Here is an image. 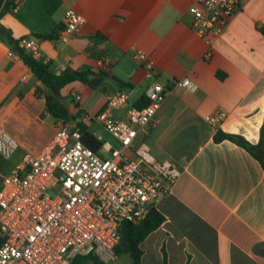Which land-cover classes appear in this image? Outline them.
<instances>
[{
  "label": "crops",
  "instance_id": "0c3cea01",
  "mask_svg": "<svg viewBox=\"0 0 264 264\" xmlns=\"http://www.w3.org/2000/svg\"><path fill=\"white\" fill-rule=\"evenodd\" d=\"M193 1L0 0V24L17 40L37 38L38 58L54 73L94 71L86 82L74 80L61 88L69 111L76 114L79 109V117H95L105 108L107 96L118 91L127 95L125 106H137L154 81L193 80L195 91L173 88L166 94L144 137H153L161 147L179 146L175 157L160 159L174 161L181 173L171 193L156 205L165 220L141 244L142 262L264 264V168L234 142L213 140L217 128L252 144L259 140L264 119V0L240 1L208 61L202 56L203 41L191 29ZM69 8L80 13L84 23L63 42L59 34ZM96 34L104 40L93 43ZM9 50L0 39V130L15 139L23 156L34 155L51 140L57 118L47 112L44 96L35 93L41 82L18 54L8 55ZM137 50L152 62L155 76L135 59ZM104 54L111 58L108 69L101 65ZM118 81L124 84L115 89L113 82ZM73 92L81 96L75 104ZM217 109L226 112L224 119L207 123L205 117ZM121 110L123 116V109L111 115ZM166 137L169 141L163 143Z\"/></svg>",
  "mask_w": 264,
  "mask_h": 264
},
{
  "label": "built area",
  "instance_id": "2783aa9c",
  "mask_svg": "<svg viewBox=\"0 0 264 264\" xmlns=\"http://www.w3.org/2000/svg\"><path fill=\"white\" fill-rule=\"evenodd\" d=\"M241 0H194L189 11L191 29L203 41V59L210 60ZM84 23V17L67 9L59 39L66 42ZM19 46L38 58L35 37L22 38ZM17 53L8 51V55ZM150 76L156 69L137 50ZM103 68L111 58L104 54ZM173 88L188 92L197 84L188 77L169 84L154 81L146 88L147 103L126 106L123 117L111 111L126 105L127 95L107 96L105 108L95 117L81 114L78 121L100 123L118 142L101 141L94 150L83 143L76 122L56 120L51 140L37 154H25L20 164L0 183V264H74L77 256H91L102 263L116 257L123 223L137 224L159 200L169 195L181 168L169 159H157L144 137L161 102ZM73 103L81 96L71 93ZM79 110V109H78ZM77 110V111H78ZM226 112L217 109L205 121L219 124ZM17 143L0 130V155L8 158Z\"/></svg>",
  "mask_w": 264,
  "mask_h": 264
},
{
  "label": "trees",
  "instance_id": "16d2710c",
  "mask_svg": "<svg viewBox=\"0 0 264 264\" xmlns=\"http://www.w3.org/2000/svg\"><path fill=\"white\" fill-rule=\"evenodd\" d=\"M93 43H98L104 40L100 34L93 35ZM0 39L5 41L11 50L15 51L22 59L23 63L31 69L35 78L41 82V86L35 89V93L42 94L45 99V108L47 112L55 118L63 119L69 122H76V125L81 132V140L90 148L96 150L101 144V141L96 138L88 129V125L78 121L79 113L72 114L68 108L67 97L61 94V88L66 84L79 80L86 82L88 78L94 74L93 70H74L61 73H54L50 70L49 64L41 58H35L22 49L17 39L12 36L11 31L0 24ZM124 84L118 81V85ZM147 103L146 96H142L137 106H142ZM230 140L235 144L247 150L255 159L259 161L264 168V119L260 128L259 140L256 144H252L245 137L236 133L225 132L217 128L213 140L215 142L221 140ZM165 220L164 215L152 207L147 216L137 224L125 222L120 229V241L116 247V255L128 254L132 264H143L141 244L144 239L154 230H156ZM1 241V238H0ZM165 264V259L163 260ZM74 264H104L91 256H77L74 259Z\"/></svg>",
  "mask_w": 264,
  "mask_h": 264
},
{
  "label": "rangeland",
  "instance_id": "374dc122",
  "mask_svg": "<svg viewBox=\"0 0 264 264\" xmlns=\"http://www.w3.org/2000/svg\"><path fill=\"white\" fill-rule=\"evenodd\" d=\"M113 85H114L115 89H118L120 87V85H118V82H113ZM118 92H120V91H118ZM91 102L92 103L94 102L93 98H91ZM120 109H123L125 112L126 106L122 107ZM113 117L114 118L123 117L122 116V110L119 112L115 111L113 114ZM88 129L100 141H108L114 147H120V145L118 144L116 139L108 131H106L104 129V127L100 123H98L94 118H93L92 122L88 123ZM45 134H46V132H44L42 135L44 136ZM167 141H169V137H166L163 140V143H166ZM145 142L148 143L151 153L157 159L165 158L166 156H170V155L173 156V154L175 157L177 155L176 154L177 150L180 148L179 146H172V147L169 146L166 148L163 146L161 147L160 144L158 142H156V140L153 139V137L149 138V139H145ZM177 143H178V140H177ZM188 148H187V150H188ZM23 154H24L23 149L21 147H19V148L16 147L15 151L11 154L10 157L4 158L0 155V181H1L2 175L9 173L21 161ZM117 257L118 258L114 257L113 259H111L110 261H108L107 263H104V264H131V258L129 257L128 254H119V255H117Z\"/></svg>",
  "mask_w": 264,
  "mask_h": 264
}]
</instances>
